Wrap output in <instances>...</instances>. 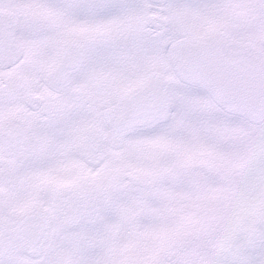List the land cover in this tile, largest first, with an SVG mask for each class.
<instances>
[{"label":"snow or ice","instance_id":"1","mask_svg":"<svg viewBox=\"0 0 264 264\" xmlns=\"http://www.w3.org/2000/svg\"><path fill=\"white\" fill-rule=\"evenodd\" d=\"M0 264H264V0H0Z\"/></svg>","mask_w":264,"mask_h":264}]
</instances>
